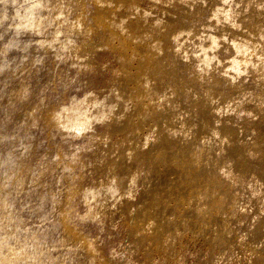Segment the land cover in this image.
<instances>
[{
	"label": "rangeland",
	"instance_id": "374dc122",
	"mask_svg": "<svg viewBox=\"0 0 264 264\" xmlns=\"http://www.w3.org/2000/svg\"><path fill=\"white\" fill-rule=\"evenodd\" d=\"M202 1L184 11L180 0H0V264H264V81L255 83L250 67L227 75L236 56L227 38L213 56L221 80L209 86L215 70L197 62L201 50L192 43L205 32L261 35L264 23L256 22L264 16L210 29L213 7L229 0ZM257 1L264 0L230 4L244 13ZM123 17L124 35L108 26ZM158 19L166 23L159 34ZM181 29L185 63L168 48ZM111 31L121 36L107 46ZM157 36L162 55L153 53ZM250 59L262 68L264 55ZM163 89L176 91L179 109L169 108ZM159 96L156 120L149 108ZM233 99L235 107L216 117L213 105ZM97 101L124 116L96 117ZM185 119L197 123L190 135L170 136L190 124ZM216 126L229 135L222 142ZM139 169L131 198L129 179ZM224 177L231 187L219 185ZM93 189L96 199L87 196ZM93 207L98 217L88 214Z\"/></svg>",
	"mask_w": 264,
	"mask_h": 264
},
{
	"label": "bare ground",
	"instance_id": "6f19581e",
	"mask_svg": "<svg viewBox=\"0 0 264 264\" xmlns=\"http://www.w3.org/2000/svg\"><path fill=\"white\" fill-rule=\"evenodd\" d=\"M94 1L98 5V4H108L112 0H94ZM180 1H181L182 5H185V7L182 10L187 9V11H190L191 9L193 10L195 8V5L198 4V1L201 4L204 3L202 0H180ZM237 1H239V0H231V1L229 0L228 1V6H222L219 3H216L215 4L216 7L215 8L213 7V9H212V18L213 19L211 20V22L208 23V28L211 29V28L214 27V28L217 29L218 25L223 24L225 19H231L232 26L234 25L235 27H242L243 23L251 22V21H253L255 19V17L264 16V8H263L264 1L263 2H261V1L253 2V4H255V6H252L253 7L252 9H249V8H251V6H249V7L246 6L247 9L244 10L245 11L244 13H243V11H238L236 9L231 8L230 2H232L233 5H236V7L239 6V5L236 4ZM125 3H127V2H125ZM122 5L124 6L125 4L123 3L121 5H118V7L122 8ZM127 8H128V11L131 8V12H133L134 10H137L138 7H137V5H134V4H131V7H130V4H129V5H127ZM101 9H103V8H101ZM99 14H97V19H96L97 21H95V24H99V26H100V25H102L104 20L102 18L101 21H99V19H100V15ZM115 14H117V12H115ZM149 14H150L149 11H144L142 13L143 19L148 18ZM125 21H126V19H124V17L122 19H120V18L119 19H115L114 21H111V23L108 26L113 28L112 30H115V31L118 30V32L120 34H123L126 31V29H125L126 26H124ZM262 23H264V19L258 20L256 22V24H258V25H256V26L261 27ZM165 25H166V23L161 25V22H159V19H158L157 22L155 23V27L154 28L157 31V33L159 34V33L162 32V30L164 29ZM263 27H264V25H263ZM91 30H92V28H91ZM94 31H97V30H94ZM115 31L114 32L111 31L110 35L108 36V38L106 40L105 45L112 46L113 45V41L116 38H120L121 35L116 33L117 31L116 32ZM185 33L186 34L188 33L187 29H181L180 31L173 32L172 35H169L170 40L168 39L169 40L168 48L170 50V54H172L171 56L175 57L177 59V62L182 61V62L185 63V59L189 58V53L187 51H184V49H183L184 40H185L184 38L186 36ZM257 35L258 34H256V33H252L251 30H249L247 32V34H238V33H236L234 37H232V36L229 37L226 32H222V33L219 32V34H214L213 32H205L202 35H200L199 37H197L196 39L192 40V43L194 44V46L196 47L198 45V47H200V50H201L199 56L196 57V60H197V62H205L207 60L208 63H202V64H204L205 67L211 65L210 69H212V70L214 69L215 70V68L213 67V63L216 64L217 62H214L215 59H214L213 56L216 57L217 54H218V53H216V51H217L216 49L222 42L227 40V38H230L229 40L231 41V44L229 46L236 51L235 52L236 56L230 58V61L227 63V69L229 70V72H227V75L228 76H232L233 79L234 78H239L246 72V68L250 67L252 69V73L256 74L255 76H253V78L255 79L254 80L255 83H259V84L263 83V81H264V64H262V68H259L252 61V59H250V54L251 55L252 54H256L257 56H260V57L262 55H264V33L261 34V35H258V37H257ZM158 36L156 37L158 39H154L153 42H152V43H154L152 45L153 46L152 49H153V53L156 52L157 55H160V54L162 55V53L165 52V46L163 44V40L161 39L162 37L160 38ZM251 37H253V38L251 39ZM124 38L127 39L126 37H124ZM209 43L211 44V46L209 45ZM169 50H167V51H169ZM212 50L213 51L216 50V51L212 52ZM241 55H246L247 57L246 58H240L239 56H241ZM248 55H249V58H248ZM159 67H160V65H159ZM237 67L239 68V71L235 70ZM164 69H166V68H164ZM186 70L188 71V68H186ZM218 71L215 70L214 74H210L214 78V81L212 83H210L209 86H213L214 87L221 80L220 78L216 77V74L219 73ZM163 75H164V73H163ZM163 79H164V77H163ZM163 91L166 93L165 97H166L167 105L169 106V108H172V109L178 108L179 109V107L181 106L180 103H179L180 106H178L177 105L178 103H175L174 101H172L173 95L176 93V91L174 89H170V90L169 89H163ZM255 91H256V89L247 90L244 93V95L241 96V97L249 96L252 93L255 94ZM121 94H122V96L127 98L123 93H121ZM154 95H157V88H155V89L153 88V96ZM162 97L163 96H161V97L159 96V98H157V99L153 98V105H152L151 108H149V113L151 115H153V118L156 119V120L159 118V114L162 113V111H163L162 108L159 110L160 102L162 100ZM93 105H96L97 107H98V105H100V109L98 111L99 112V116H96V117H98V118H100L102 120L111 119V121L112 120L113 121H117V120L121 119L124 116V112L112 113L111 112V107H108V105L105 102H98L97 101V102H94ZM104 105H106V106H104ZM235 105H236V100L235 99H233L232 101L231 100H228V101L226 100L224 105H219V104L213 105L212 111H214L215 116L218 117L219 114H218L217 111H220V110L223 109L225 112H228V111L232 110L235 107ZM102 107H103V109H101ZM145 109H146V107H145ZM192 109H193V107H192ZM151 111H153V113H151ZM188 111H189V109H188ZM178 112H181V111L178 110ZM191 112H197V111L193 110ZM179 114L180 115H178V116L185 117L187 114L190 115L191 113L189 111V112H184V113H179ZM175 115H177V114H175ZM191 116H193V115H191ZM184 121H186V124H188V123H190V124L184 125L183 127L179 128L178 130L172 131L169 135L170 136H175L176 134H182L183 137H188L190 135V133L196 128L197 123L193 122L192 119H191V122L187 121L186 119ZM93 124H94V120L92 122H89L87 125H88V127H91ZM157 125H158V123H157ZM214 129L217 132V137H218L219 142H222V140H224L225 138H228L227 136H229V135L225 136L224 134H222V128L220 126H216V127H214ZM155 134H156V138L153 140V136H152L153 133H152L146 139V141L144 142L143 147L146 148V146L150 145L151 143H154V141L157 139V131L156 130H155ZM254 154H256V152L252 153V155H254ZM223 174L226 175V174H228V172L224 171ZM140 176H141V169L135 170V172L132 173V175H131V177L129 179V185H128L129 190L127 191L126 194L131 196V198H132V196L135 197V195L140 191V188H139V186H140V184H139ZM224 178H221L224 181H222V183H219V185H223L224 183H227L230 186V184H229L230 182L227 181L228 179L227 178L224 179ZM214 182H215L214 184H216V186L218 187L217 190H219L221 186H219L217 184L216 180ZM254 194H255V192H254ZM99 195H100V192H98V191H96L94 189L92 191L88 192V194H87V196L90 197L91 199H96V198L99 197ZM213 201H214V203L211 204V202H213ZM204 203H206L209 206V209H211L212 212L216 209V201L214 199H212L210 197H207L204 200ZM90 209L91 210L88 211V214L91 217H93V216L98 217L102 213L99 209H97V207H93V208H90ZM202 224L204 225L206 223H202ZM185 229H187V228H185ZM75 234H73V235L75 236ZM219 236H220V239H224L226 237V232L223 231V233H221ZM84 238H86V237H84ZM175 238H176V235L172 234L171 237H170V241H172ZM84 240L85 239H83L82 241H84ZM217 244H218V242H217ZM83 247H84V250L85 249H86V251L89 250V252L94 250L93 249V245H91L88 241H85V244H84ZM221 257H222V255H221ZM166 260H167V258H166Z\"/></svg>",
	"mask_w": 264,
	"mask_h": 264
},
{
	"label": "clouds",
	"instance_id": "9594fccd",
	"mask_svg": "<svg viewBox=\"0 0 264 264\" xmlns=\"http://www.w3.org/2000/svg\"><path fill=\"white\" fill-rule=\"evenodd\" d=\"M205 63H208V61L206 60ZM235 70H236V71H239V68L237 67ZM76 130H77V131H82L83 128H82V126H81V127H77Z\"/></svg>",
	"mask_w": 264,
	"mask_h": 264
}]
</instances>
